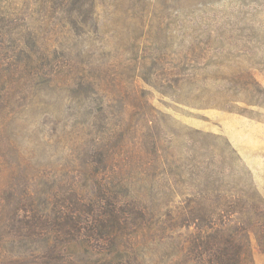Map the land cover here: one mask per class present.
Instances as JSON below:
<instances>
[{"label": "rangeland", "instance_id": "374dc122", "mask_svg": "<svg viewBox=\"0 0 264 264\" xmlns=\"http://www.w3.org/2000/svg\"><path fill=\"white\" fill-rule=\"evenodd\" d=\"M0 15L12 82L0 102V195L27 181L41 194L89 193L90 154L114 163L101 184L146 154L134 187L146 219L173 230L167 243L145 232L144 261L181 264L196 228L177 226L178 213L202 193L213 207L225 196L252 205L239 221L250 264H264V0H0ZM146 118L157 153L138 139Z\"/></svg>", "mask_w": 264, "mask_h": 264}, {"label": "trees", "instance_id": "16d2710c", "mask_svg": "<svg viewBox=\"0 0 264 264\" xmlns=\"http://www.w3.org/2000/svg\"><path fill=\"white\" fill-rule=\"evenodd\" d=\"M1 17L0 46L4 40ZM11 83V78L4 76L0 67L1 103L10 98ZM144 104L147 107L146 101ZM146 120L149 121L144 126L146 133L138 134V139L141 144L149 139L150 151L157 153V126L150 119ZM1 127L0 124V133ZM131 133L137 135V127L131 128ZM140 142L137 149H141ZM95 156L90 154V164L85 169L95 186L89 193L74 185L42 194L33 191L28 181L20 188L16 183L7 185L0 195L2 199L4 195L6 201L5 213L0 216V264H148L144 261L141 240L145 232L150 229L147 235L159 242L171 240L169 233L173 228L169 222L161 221L155 226L146 219L149 213L143 205L146 201L135 189L134 176L130 175L137 165L144 170L148 167V156L138 154V159L131 158L124 177L112 173L111 159L96 160ZM159 160V154L151 156L153 166L159 167ZM107 170L112 171L110 182L101 184L100 178L107 176L103 172ZM194 196L193 206L178 213L180 221L186 222H177V226L194 224L196 228L187 245H179L178 253L184 258L181 256L178 262L250 264L249 244L239 217L252 205L243 198L235 201L225 196L213 207L208 195L197 193Z\"/></svg>", "mask_w": 264, "mask_h": 264}]
</instances>
